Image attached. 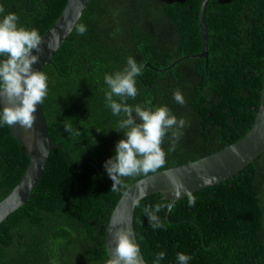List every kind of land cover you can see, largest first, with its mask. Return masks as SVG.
<instances>
[{
    "label": "trees",
    "instance_id": "obj_1",
    "mask_svg": "<svg viewBox=\"0 0 264 264\" xmlns=\"http://www.w3.org/2000/svg\"><path fill=\"white\" fill-rule=\"evenodd\" d=\"M66 1L0 0V5L5 15L19 17V26L42 36ZM201 3L89 1L78 21L87 32L73 30L41 70L48 77L41 108L49 139L63 149L50 151L31 198L0 224V264H106L110 214L123 192L144 178H124L127 188L112 192L103 167L124 138L115 131L120 117L105 106L104 75L122 71L128 57L144 67L136 78L139 95L127 103L167 106L189 125L160 171L210 156L249 131L263 84L264 0H209L206 60L196 57L202 53ZM177 89L184 106L173 98ZM69 124L81 135L66 132ZM169 145L166 139L162 147L167 151ZM27 165L10 128L0 127V202ZM193 195L194 207L184 198L159 214L164 229L153 230L142 213L145 205L162 201L160 194L134 209L133 229L146 264L161 251L166 255L160 264H177L181 252L192 257L188 264H264V152L232 178Z\"/></svg>",
    "mask_w": 264,
    "mask_h": 264
},
{
    "label": "clouds",
    "instance_id": "obj_2",
    "mask_svg": "<svg viewBox=\"0 0 264 264\" xmlns=\"http://www.w3.org/2000/svg\"><path fill=\"white\" fill-rule=\"evenodd\" d=\"M5 8L0 5V102L7 106L0 108V127H8L19 124L22 128L32 130L36 121L34 113L37 105H42L48 96V77L43 71H35L33 65L39 62V55H33V51L43 54L41 45L43 38L37 29H26L19 26V17L15 13H5ZM78 35H84L87 27L83 23L66 22L62 26L64 33L72 30ZM60 34L53 32L47 42V49H53V40L58 41ZM144 65L139 64L134 58L128 57L126 67L122 71L104 75L107 85L105 91V106L111 110L113 116L120 117L117 122V132H123L124 138L115 145V155L108 159L103 167L113 181L111 191H119L127 188L124 178L158 174L166 168L167 155L174 152L177 144L183 136V129L188 125L184 118H177L167 106L147 108L140 104L130 105L129 99L135 100L139 95L136 87L137 77L142 76ZM174 100L184 106L185 98L179 89L173 93ZM64 130L70 134L80 136L81 133L72 126L65 125ZM99 132V131H97ZM170 145L165 151L162 147L165 140ZM39 150L46 153L43 142H40ZM232 154L239 158L237 148L231 149ZM171 188L173 200H162L155 205H145L142 213L148 218L149 226L153 229H164L165 224L159 215L162 211H171L175 206V200L185 195L189 207H194L195 196L188 190L183 181L167 169L163 173ZM191 175V172L188 173ZM196 176L204 185H210L216 180L203 170H197ZM152 185L142 183L132 197V207H141L143 200ZM133 233L127 228H120L114 233L115 248L111 258L106 264H141L140 245L133 243ZM164 251L155 255L153 264H160L165 258ZM192 259L190 255L177 253V264H188Z\"/></svg>",
    "mask_w": 264,
    "mask_h": 264
},
{
    "label": "water",
    "instance_id": "obj_3",
    "mask_svg": "<svg viewBox=\"0 0 264 264\" xmlns=\"http://www.w3.org/2000/svg\"><path fill=\"white\" fill-rule=\"evenodd\" d=\"M90 0H67L63 11L54 24L41 36L44 43L41 45L43 48V54H38L33 51V55H39V62L33 65L35 71H41L46 65L50 64L51 58L56 51L62 46L68 36L72 33H64L62 26L72 21L74 24L78 23L84 10L87 8ZM209 0H202L199 11V29L201 33L202 41V53L197 58L207 59V30L204 20V10ZM26 7V4L24 5ZM53 32L60 34L58 41L53 40V49L49 51L46 47L48 40ZM195 57V56H194ZM192 57V58H194ZM187 58V57H186ZM183 58V59H186ZM180 61V60H179ZM177 61V62H179ZM173 64L171 67H173ZM147 67H150L148 64ZM7 106L5 103L0 102V108ZM36 121L32 130H25L19 124L8 126L11 130L12 136L23 148L25 154L28 157V165L25 169L22 177L12 189L8 197L0 202V224L13 212L23 206L26 201L31 198V192L37 185L48 161L50 151L53 149H63L57 144H52L49 139L46 119L44 117L42 108L37 105V110L34 113ZM43 142L46 148V153L42 154L39 150V143ZM235 147L239 150V158L235 157L231 149ZM264 152V74L263 84L261 90V98L259 108L253 125L249 131L237 142L229 145L222 150L199 159L192 163L184 164L175 168H171L173 173L177 175L188 188V190L194 194L203 189L220 184L234 175L242 171L249 166L255 159H257ZM88 162V161H87ZM197 170H203L210 176H215L216 180L210 185H204L196 176ZM165 171V170H164ZM164 171H160L158 174H151L148 177H144L131 186H129L121 195L114 209L112 210L108 224L105 230V250L108 259L111 258V253L115 248L114 233L120 228H127L133 233L131 239L133 243L136 242L135 233L133 229V215L134 209L132 207V197L136 195L139 186L142 183L152 185L149 188L147 196L154 194H160L162 200H173L174 197L171 193L170 185ZM191 172V175L188 173ZM145 197V198H146ZM186 198L182 195L179 199L175 200V203L179 200ZM169 212V211H168ZM167 212V214H168ZM141 264H146L143 256L140 253Z\"/></svg>",
    "mask_w": 264,
    "mask_h": 264
}]
</instances>
